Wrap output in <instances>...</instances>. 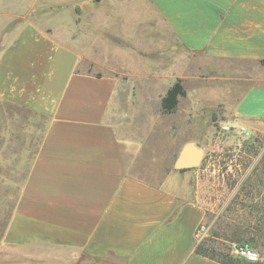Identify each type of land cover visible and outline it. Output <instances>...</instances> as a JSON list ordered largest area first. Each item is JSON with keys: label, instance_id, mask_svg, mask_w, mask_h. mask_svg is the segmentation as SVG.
<instances>
[{"label": "crops", "instance_id": "0c3cea01", "mask_svg": "<svg viewBox=\"0 0 264 264\" xmlns=\"http://www.w3.org/2000/svg\"><path fill=\"white\" fill-rule=\"evenodd\" d=\"M5 1L2 34L33 8L53 6ZM142 3L188 50L257 66L227 109L246 126L264 121V0H126L141 21ZM62 33L71 45L29 20L0 51V100L42 122L23 148L18 132L0 129V167L28 165L22 178L5 175L16 186L2 196L13 207L0 232V264L12 254L28 264H223L196 251L205 206L186 196L175 172L144 177L143 144L110 119L121 78L81 71L80 33L69 23ZM218 71L209 64V79L227 78Z\"/></svg>", "mask_w": 264, "mask_h": 264}, {"label": "rangeland", "instance_id": "374dc122", "mask_svg": "<svg viewBox=\"0 0 264 264\" xmlns=\"http://www.w3.org/2000/svg\"><path fill=\"white\" fill-rule=\"evenodd\" d=\"M142 5L148 12L143 21L140 9L131 8L126 0H53L52 7H35L25 19L10 24L3 34L0 31V51L29 20L71 45V39L62 33L63 25L71 24L81 37L75 48L85 53L79 69L121 78L109 117L143 144L147 158L143 176L161 181L175 172L182 177L186 196L207 210L204 239L230 232L235 226L257 225L261 231L254 242L237 243L253 247L264 261V121L246 126L237 123L227 109L244 91L247 69L257 66L211 62L188 50L151 8ZM209 64L227 78L209 79ZM179 78L186 95L174 112L165 113L160 98ZM186 113H192L191 118L181 115ZM41 123L29 111L0 100V129L18 132V147L30 142L31 131ZM189 141L203 146L204 158L197 167L175 169L174 161ZM32 143L33 150L36 142ZM27 166L0 167V232L13 207V199L3 198V192L12 194L16 186L5 182V175L22 178ZM4 258V264H28L15 254Z\"/></svg>", "mask_w": 264, "mask_h": 264}, {"label": "trees", "instance_id": "16d2710c", "mask_svg": "<svg viewBox=\"0 0 264 264\" xmlns=\"http://www.w3.org/2000/svg\"><path fill=\"white\" fill-rule=\"evenodd\" d=\"M264 63V62H263ZM186 95V89L181 78L177 79L174 84L169 87L166 94L161 100L163 112H174L179 104V98ZM257 225H239L231 229L230 232L224 234L214 233L210 238H203L198 243L196 251L198 254L210 259L219 261L223 264H264V261L247 262L246 260L237 258L231 254L232 242H254L255 237L260 235V229Z\"/></svg>", "mask_w": 264, "mask_h": 264}, {"label": "water", "instance_id": "95a60500", "mask_svg": "<svg viewBox=\"0 0 264 264\" xmlns=\"http://www.w3.org/2000/svg\"><path fill=\"white\" fill-rule=\"evenodd\" d=\"M204 155H205V149L198 142L196 141L186 142L182 146L174 162V167L176 169L197 167L200 165L201 161L203 160Z\"/></svg>", "mask_w": 264, "mask_h": 264}, {"label": "built area", "instance_id": "2783aa9c", "mask_svg": "<svg viewBox=\"0 0 264 264\" xmlns=\"http://www.w3.org/2000/svg\"><path fill=\"white\" fill-rule=\"evenodd\" d=\"M231 254L251 263L258 262L260 260L258 252L253 247L237 242L232 243ZM249 257H251V259Z\"/></svg>", "mask_w": 264, "mask_h": 264}, {"label": "clouds", "instance_id": "9594fccd", "mask_svg": "<svg viewBox=\"0 0 264 264\" xmlns=\"http://www.w3.org/2000/svg\"><path fill=\"white\" fill-rule=\"evenodd\" d=\"M251 259V257H249Z\"/></svg>", "mask_w": 264, "mask_h": 264}]
</instances>
